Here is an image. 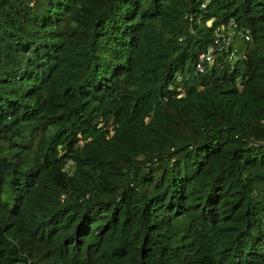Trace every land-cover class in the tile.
<instances>
[{
  "label": "trees",
  "instance_id": "1",
  "mask_svg": "<svg viewBox=\"0 0 264 264\" xmlns=\"http://www.w3.org/2000/svg\"><path fill=\"white\" fill-rule=\"evenodd\" d=\"M262 140L264 0H0V264H264Z\"/></svg>",
  "mask_w": 264,
  "mask_h": 264
},
{
  "label": "built area",
  "instance_id": "2",
  "mask_svg": "<svg viewBox=\"0 0 264 264\" xmlns=\"http://www.w3.org/2000/svg\"><path fill=\"white\" fill-rule=\"evenodd\" d=\"M234 24L231 23L230 26L228 27L227 32L225 33L223 30L217 33V37L215 39V45L220 46L221 48L228 47V45L231 42V38L234 36ZM241 36L245 39H249L248 34H241ZM215 49L214 47H209L207 48L206 51L200 53L198 55V61L195 66V72L196 73H202L205 69L206 64H210L214 59H215ZM229 60H238V58H244V54H238L236 50L232 49L229 52ZM181 80V76L177 75V81ZM177 97H181L184 95L182 89L180 86L177 87ZM262 143L264 144V140H262Z\"/></svg>",
  "mask_w": 264,
  "mask_h": 264
}]
</instances>
